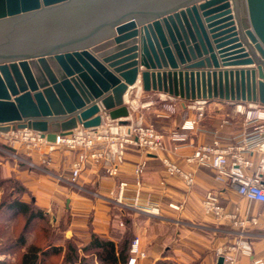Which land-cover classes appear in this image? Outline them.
<instances>
[{"label":"water","instance_id":"1","mask_svg":"<svg viewBox=\"0 0 264 264\" xmlns=\"http://www.w3.org/2000/svg\"><path fill=\"white\" fill-rule=\"evenodd\" d=\"M138 75L143 92L264 108V0H0V133L53 143L100 112L127 126Z\"/></svg>","mask_w":264,"mask_h":264},{"label":"crops","instance_id":"2","mask_svg":"<svg viewBox=\"0 0 264 264\" xmlns=\"http://www.w3.org/2000/svg\"><path fill=\"white\" fill-rule=\"evenodd\" d=\"M240 68L245 67L221 69ZM135 85L131 91L134 100L130 102L131 92L124 97V105L130 112L129 125H153L165 137L164 152L155 155L128 147L115 177L108 176L102 164L88 162L72 183L71 167L79 157L78 151L64 147L51 149L48 144L26 148L13 139L17 136L15 132L0 133V143H8L14 155L0 160V180L13 178L24 189L19 197L15 195L10 200L17 199L40 211L44 219H51L53 224L66 226L65 237L77 236L84 245L94 235L112 241L117 251L123 238L130 235L129 258L130 244L138 238L145 257L138 259L136 264H156L159 261L217 264L220 258L217 249L232 244L241 234L249 238L257 257L264 256V205L242 198L232 187L217 183L211 169L186 162L193 148L211 144L216 136L222 145H232L241 133L253 130L258 123L246 128L245 116L237 106L248 108L254 104L218 100L205 103L204 116L198 127L188 133L186 143L173 151L168 134L195 117L196 110L189 107L198 106L200 101L185 102L161 93L143 92L139 75ZM172 104L175 110L171 113L168 110ZM100 115L102 124L94 130L102 132L112 121L103 112ZM164 157L184 171L193 173L191 187H187L180 177L167 175L161 162ZM247 158L257 164L260 156L250 154ZM142 163L144 169L140 185L136 187L134 171ZM262 177L264 179V173ZM120 182L127 183L124 194L127 208L105 199L110 192L116 195ZM210 190L218 195L226 212L236 211L240 220L256 217V224L248 222L239 228L229 220L206 214L201 200ZM151 208L157 212L151 213ZM5 210L14 214L7 206ZM6 258L7 255L0 251V262ZM236 264H250V259L237 256Z\"/></svg>","mask_w":264,"mask_h":264},{"label":"built area","instance_id":"3","mask_svg":"<svg viewBox=\"0 0 264 264\" xmlns=\"http://www.w3.org/2000/svg\"><path fill=\"white\" fill-rule=\"evenodd\" d=\"M198 103V106H188L196 110L195 117L184 121L179 128L168 134V140L173 145V151H177L182 144L186 143L188 133L195 130L203 118V105L205 103L202 101ZM169 107L168 111L174 112L175 106L172 104ZM237 108L245 116L244 125L246 128L258 123L254 129L241 133L234 139L232 145H222L220 138L216 136L211 144L193 148L191 154L186 157V162L211 169L217 183L232 187L237 195L242 198L264 205V179L262 177L264 173V108L259 105L252 107L249 105L248 108L239 105ZM94 129L77 128L69 135L56 136L53 143L46 142L45 139L32 131H20H22V141H26L28 144H48L51 149L64 147L68 150L78 151L79 157L71 167L70 180L72 183H75L88 162L102 164L107 175L115 177L118 174L120 164L124 161V154L128 147L140 148L148 154L155 155L166 150L164 135L151 125L128 124L122 126L118 122L112 121L105 131L99 132ZM250 154L260 156L257 164L247 158V155ZM161 162L167 175L180 177L187 187L193 185L194 175L192 172L184 171L166 157ZM143 169V163L135 168L136 187L140 185ZM126 191L127 183L120 182L116 195L110 192V196L105 199L127 208L124 204ZM137 196L138 194H136L134 201ZM201 206L206 214L220 220H229L239 228L244 227L248 222L256 224V217L240 220L236 211L226 212L218 195L212 190L204 194ZM150 212L155 214L157 210L151 208ZM216 254L222 258L221 264H236L237 256L250 259V264H264V256L257 257L255 255L249 238L243 234L239 235L232 244L217 249ZM144 257L145 253L140 248L139 239L134 238L130 244L127 264H136L138 259Z\"/></svg>","mask_w":264,"mask_h":264},{"label":"rangeland","instance_id":"4","mask_svg":"<svg viewBox=\"0 0 264 264\" xmlns=\"http://www.w3.org/2000/svg\"><path fill=\"white\" fill-rule=\"evenodd\" d=\"M132 100H134L133 94L130 102ZM14 132L17 136H14L13 139L21 142L26 148L32 149L41 146L37 143L28 144V142L22 141V131ZM12 154V149L9 147L8 143H0V160L14 157ZM16 183L17 181L13 178L0 180V251H3L8 257L6 258V264H19L20 257L25 251L24 247L20 248L17 245L14 247L15 239L19 236L23 229L24 218L14 214L10 215L9 212L5 210L8 200L14 199L13 197L15 195H18L17 197L20 195V192L16 187ZM12 187H14L15 190H12ZM2 202L3 204H1ZM67 230L66 226L61 223H58L57 225L53 224L51 219L45 218L43 221L35 220L28 225L27 230L24 233L27 244L25 246L36 245L44 251V257L40 258L42 260V264H64L68 253V247L70 246L77 249V258L82 259L83 264H100L95 252L86 253L83 251V247H85V245L80 243V239L77 238V236H70L68 238L65 237V231ZM126 238L127 241L130 242L132 237L128 235Z\"/></svg>","mask_w":264,"mask_h":264},{"label":"trees","instance_id":"5","mask_svg":"<svg viewBox=\"0 0 264 264\" xmlns=\"http://www.w3.org/2000/svg\"><path fill=\"white\" fill-rule=\"evenodd\" d=\"M16 185L18 191L22 193L24 189L18 183H16ZM12 188L13 190H15L14 187ZM1 204H3V202ZM6 206L12 212H14V215L22 216L24 218L23 229L19 236H17V238L15 239L16 243L14 242V247L17 245L20 248H23L26 244L24 233L26 232L28 225L35 220L43 221L44 217L42 216V213L40 211L33 209L27 204L19 202L17 199L13 201L9 199ZM129 243L130 242L127 241V238L124 237L118 250L116 251L115 244L112 241L100 239L99 237L92 235L88 244L83 247V251L86 253L95 252L100 264H126V261L128 259ZM44 255L45 253L43 250H41V248L36 245H30L22 253L19 264H42V260L40 258H43ZM77 256V249L71 246L68 247V253L64 264H83V260L78 259ZM0 264H6V260L1 261ZM156 264L172 263L169 261H159Z\"/></svg>","mask_w":264,"mask_h":264}]
</instances>
